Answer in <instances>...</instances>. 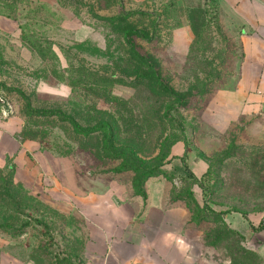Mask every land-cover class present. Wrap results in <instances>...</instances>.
Instances as JSON below:
<instances>
[{
  "label": "rangeland",
  "instance_id": "obj_1",
  "mask_svg": "<svg viewBox=\"0 0 264 264\" xmlns=\"http://www.w3.org/2000/svg\"><path fill=\"white\" fill-rule=\"evenodd\" d=\"M30 1L0 0V12L11 5L19 19L0 16V114L20 121L18 136L70 158L83 192L118 181L133 198L148 174L163 171L172 200L182 196L171 202L187 205L185 226L200 235L197 264H264L247 240L204 243L226 227L212 209L264 212V138L247 118L225 133L202 119L214 93L235 84L242 56L217 0ZM192 23L190 52H175L174 31ZM177 141L208 161L199 181L170 157ZM87 238L78 210L44 202L0 168V251L36 264H89Z\"/></svg>",
  "mask_w": 264,
  "mask_h": 264
},
{
  "label": "crops",
  "instance_id": "obj_2",
  "mask_svg": "<svg viewBox=\"0 0 264 264\" xmlns=\"http://www.w3.org/2000/svg\"><path fill=\"white\" fill-rule=\"evenodd\" d=\"M217 2L223 10L222 22L230 23L231 34L240 41L242 56L235 84L214 93L202 119L214 131L225 133L247 118L251 133L264 138V0ZM194 37L190 24L178 27L172 35L173 50L188 54ZM19 131L18 119L0 114V168L14 165L15 179L44 202L80 212L87 228L85 256L89 264H197L202 258L200 235L185 226L187 205L171 202L173 181L164 175L150 177L145 195L133 198L118 181L110 182L103 192H83L78 185L77 166L70 158L45 151L38 140L20 138ZM184 156L196 177L208 171L206 159L188 151L184 141L175 142L170 157L181 160ZM196 198L200 201L198 195ZM224 218L264 257V229L252 230L264 218V212L247 217L230 212ZM0 264L36 263L0 251Z\"/></svg>",
  "mask_w": 264,
  "mask_h": 264
},
{
  "label": "trees",
  "instance_id": "obj_3",
  "mask_svg": "<svg viewBox=\"0 0 264 264\" xmlns=\"http://www.w3.org/2000/svg\"><path fill=\"white\" fill-rule=\"evenodd\" d=\"M30 3H32V0L30 1ZM29 6V5H27ZM8 8H10V12H8L7 14H4V13H1L0 12V16H6V17H9V18H12V19H15V20H18V17L16 15V13L13 11L11 5L8 6ZM192 28H193V31L195 32V34H198L197 32V27L194 23L191 24ZM20 28L22 30H24V25L23 23H20ZM2 101L0 100V103ZM181 161H182V167L183 169L186 171L187 175L189 177H191L192 180H194L195 182L199 181L203 176H205L208 172H209V169H210V165H209V169L208 171L201 177V178H198L194 175V173L191 172V170L189 169L186 161H185V156L181 158ZM6 167H11L13 169V172H14V165L12 164H7ZM4 167V168H6ZM163 173V171H159L158 173H151V174H148L147 177H151V176H154V175H161ZM148 178H146L145 180H147ZM145 195V193L143 192V196ZM181 193H178V195H175L174 197V200H178V199H181ZM174 200H172L174 202ZM199 204H197L198 206ZM230 211H216V210H211V214L214 215V217L216 219H219L220 222H223L226 227L222 230H219V231H213V232H207L206 235L204 236V243L205 244H212L213 245L215 244L216 241H221L223 240L224 238H229L230 236L232 237H235L236 240H238L239 242H243L246 240V236L243 235L241 232H239L238 230L230 227L226 221H225V214L229 213ZM200 212H198L199 214ZM242 214L245 216V213L242 212ZM248 215H246L245 217H247ZM264 229V218L261 220V222L257 225V226H252V230L254 231H258V230H263ZM230 239V238H229ZM224 240H227V239H224ZM210 241V242H209ZM229 249V248H228ZM242 250V248H241ZM244 252V250H242Z\"/></svg>",
  "mask_w": 264,
  "mask_h": 264
},
{
  "label": "built area",
  "instance_id": "obj_4",
  "mask_svg": "<svg viewBox=\"0 0 264 264\" xmlns=\"http://www.w3.org/2000/svg\"><path fill=\"white\" fill-rule=\"evenodd\" d=\"M2 101V100H1ZM10 112V111H9Z\"/></svg>",
  "mask_w": 264,
  "mask_h": 264
}]
</instances>
